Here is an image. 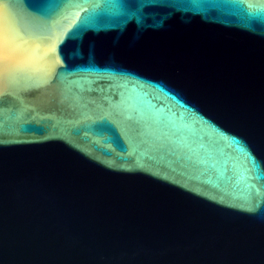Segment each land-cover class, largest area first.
<instances>
[{
	"label": "water",
	"instance_id": "water-1",
	"mask_svg": "<svg viewBox=\"0 0 264 264\" xmlns=\"http://www.w3.org/2000/svg\"><path fill=\"white\" fill-rule=\"evenodd\" d=\"M0 7V264H264V0Z\"/></svg>",
	"mask_w": 264,
	"mask_h": 264
},
{
	"label": "bare ground",
	"instance_id": "bare-ground-1",
	"mask_svg": "<svg viewBox=\"0 0 264 264\" xmlns=\"http://www.w3.org/2000/svg\"><path fill=\"white\" fill-rule=\"evenodd\" d=\"M14 30L11 24L8 21V16L0 7V75L5 72V67L12 64V67H21V66H30L31 60L23 51L19 50L20 47L14 42ZM56 37H53L50 40L49 47H52L55 44ZM40 62V63H39ZM34 62V65H37V68H42L44 63L42 61ZM39 65V67H38ZM11 66V65H10Z\"/></svg>",
	"mask_w": 264,
	"mask_h": 264
}]
</instances>
